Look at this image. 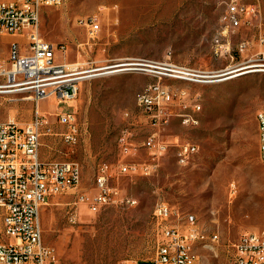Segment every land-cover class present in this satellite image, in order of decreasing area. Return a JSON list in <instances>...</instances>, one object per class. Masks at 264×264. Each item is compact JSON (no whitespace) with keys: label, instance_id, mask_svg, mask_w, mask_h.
Masks as SVG:
<instances>
[{"label":"rangeland","instance_id":"1","mask_svg":"<svg viewBox=\"0 0 264 264\" xmlns=\"http://www.w3.org/2000/svg\"><path fill=\"white\" fill-rule=\"evenodd\" d=\"M228 1L63 0L43 7L41 36L63 47L56 51L60 60L78 61L88 70L74 105L55 97L39 102L51 128L41 136V159L75 160L81 167L78 186L50 198L40 211L43 240L56 248L59 264H152L161 239L153 210L160 203L179 211L180 219L192 213L201 228L218 232L216 255L199 250L212 264H234L231 243L242 232L264 226V162L256 120V113L264 111V70L190 81L162 69L174 63L221 74L264 62V0H241L258 12L244 14L241 25L222 37L227 53L214 52L213 38L225 29ZM90 19L100 26L94 37L87 34ZM14 37L23 40L22 34ZM11 40L0 34V61L7 60ZM142 61L152 66L118 65ZM118 68L125 69L110 72ZM157 80L175 93L167 105L169 121L160 129L168 149L150 173H121L123 145L131 147L125 161H153L143 147L151 127L137 99L146 84ZM180 89H186L184 97L178 96ZM194 100L200 104L199 122L184 124L180 114L191 111ZM35 108L30 92L0 88V122L24 125ZM73 108L81 135L70 145L61 139L64 126L56 113ZM185 141L198 150L180 164L174 152ZM102 164L117 200L98 211L80 204L77 221L70 223L68 201L77 192L96 191ZM126 197L135 202L121 201Z\"/></svg>","mask_w":264,"mask_h":264},{"label":"built area","instance_id":"2","mask_svg":"<svg viewBox=\"0 0 264 264\" xmlns=\"http://www.w3.org/2000/svg\"><path fill=\"white\" fill-rule=\"evenodd\" d=\"M62 1L0 0V34L13 37L7 60L0 61V77L4 79L0 88L28 91L36 104L34 116L24 125L0 122V264H59L56 248L43 240L40 211L50 198L68 193L81 180V167L77 161H44L39 153L42 134L51 132L46 116L39 112L40 100L55 97L60 103L74 105L88 71L78 61L60 60L56 51H62L63 47L40 34L43 7L58 5ZM257 12L254 6L249 8L241 0H229L222 17L224 33L213 38L214 52L218 55L227 53L229 46L224 44L222 37L241 25L244 14ZM85 25L89 37H94L100 29L94 19L86 21ZM16 34H22L23 40L16 39ZM243 48L244 45H240V49ZM146 62L125 64L152 66ZM162 69L169 77L190 81L217 76L174 63H165ZM186 94V89L178 91L179 97ZM174 95L159 80L143 87L137 104L151 127L143 147L153 161H125V157L131 154V147L123 145L118 166L121 173H150L155 160L167 151L169 144L160 129L169 121L167 105ZM199 109L200 104L194 100L192 110L180 114L182 123L197 124ZM56 118L64 126L60 133L62 141L75 144L81 135L76 109H58ZM256 120L259 125V156H264V111L256 113ZM197 150V144L185 141L176 145L174 153L178 163L186 164ZM108 179V167L102 164L95 176L96 191L91 194L77 192L68 201L67 220L70 223L77 221V206L80 204L90 211H98L117 200L116 191L109 185ZM121 201L135 202L127 197L121 198ZM153 216L161 239L151 259L152 264H212L199 250L201 246H209L210 253L216 255L220 244L217 231L207 232L201 228L192 213H184L180 219L179 211L166 203L158 204ZM175 219L177 221L174 222ZM231 248L234 264H264V226L242 232L231 243Z\"/></svg>","mask_w":264,"mask_h":264},{"label":"bare ground","instance_id":"3","mask_svg":"<svg viewBox=\"0 0 264 264\" xmlns=\"http://www.w3.org/2000/svg\"><path fill=\"white\" fill-rule=\"evenodd\" d=\"M118 65H126V64L123 63V64H118ZM251 67H253V68H251ZM254 67H256V68H254ZM122 69H125V68H118V69H115V70H110V72L111 71H118V70H122ZM247 69H249V71H254V70H260L261 71V70H264V62L263 63L262 62H258V63H255V64H249V65H245V66H240L239 68L232 69L231 71L228 69V71H226L224 73H221V74H217V76L218 75H226V77H223L221 79L230 78V77H234V76L239 75V74L246 73ZM258 133H259V125H258ZM260 158L264 162V156H260ZM201 248H204V249L210 251V247L209 246H201Z\"/></svg>","mask_w":264,"mask_h":264},{"label":"water","instance_id":"4","mask_svg":"<svg viewBox=\"0 0 264 264\" xmlns=\"http://www.w3.org/2000/svg\"><path fill=\"white\" fill-rule=\"evenodd\" d=\"M249 69L246 70V73H248ZM249 72H252V71H249Z\"/></svg>","mask_w":264,"mask_h":264},{"label":"crops","instance_id":"5","mask_svg":"<svg viewBox=\"0 0 264 264\" xmlns=\"http://www.w3.org/2000/svg\"><path fill=\"white\" fill-rule=\"evenodd\" d=\"M198 119H199V117H198ZM199 122V121H198ZM198 124V123H197Z\"/></svg>","mask_w":264,"mask_h":264}]
</instances>
